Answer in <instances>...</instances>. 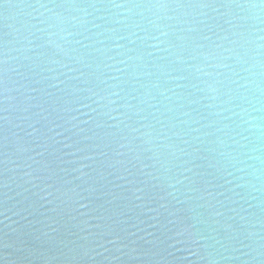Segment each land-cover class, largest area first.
I'll use <instances>...</instances> for the list:
<instances>
[{
    "label": "water",
    "instance_id": "obj_1",
    "mask_svg": "<svg viewBox=\"0 0 264 264\" xmlns=\"http://www.w3.org/2000/svg\"><path fill=\"white\" fill-rule=\"evenodd\" d=\"M0 264H264V0H0Z\"/></svg>",
    "mask_w": 264,
    "mask_h": 264
}]
</instances>
